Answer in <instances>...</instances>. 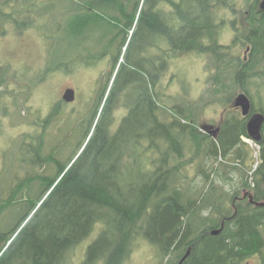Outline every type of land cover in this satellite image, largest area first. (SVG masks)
I'll list each match as a JSON object with an SVG mask.
<instances>
[{"label":"trees","instance_id":"16d2710c","mask_svg":"<svg viewBox=\"0 0 264 264\" xmlns=\"http://www.w3.org/2000/svg\"><path fill=\"white\" fill-rule=\"evenodd\" d=\"M40 1L0 0L2 37L43 38L36 66L24 62L29 79L0 64V264H129L141 239L157 247L156 264H180L189 250L183 264H264V206H256L264 204V126L257 153L235 106L244 93L264 115L260 1L245 0L239 13L235 0L55 3L50 18L67 19L50 30L35 19ZM228 32L237 35L232 45L222 43ZM238 46L247 60L233 54ZM190 58L210 62L208 93L196 98L184 81L172 91L176 64ZM85 70L96 76L90 113L74 107L77 120L61 119L78 102L77 92L74 105L65 102L68 89L77 91L66 83L46 114H33L32 104L50 96L49 84L35 90L52 73L74 82L93 76ZM209 105L225 108L202 122ZM23 123L33 131L23 133ZM63 124L67 146L77 141L68 158L66 145L45 148ZM213 125L220 131L212 134Z\"/></svg>","mask_w":264,"mask_h":264},{"label":"rangeland","instance_id":"374dc122","mask_svg":"<svg viewBox=\"0 0 264 264\" xmlns=\"http://www.w3.org/2000/svg\"><path fill=\"white\" fill-rule=\"evenodd\" d=\"M234 7L235 9L238 10L239 12H243V9L245 8V4L246 1L245 0H235ZM59 4V5H63V6H70V5H74L77 3H80V0H41L40 2H35L34 5V9L36 11V21L38 24H42V25H46L49 30L52 29V27H58V28H63L66 22L67 18H50V14L52 11V4ZM247 14V13H246ZM223 16H220V18H222ZM227 18V17H225ZM60 25H57V23ZM14 35L12 32H10L8 34V36L6 37H2L0 35V64H5V63H10L13 68L18 72V73H25L26 77L28 78L30 69L25 68L24 67V62H28L27 64L29 65V63L33 64L34 66H36V62L37 59L34 56L39 48L41 47V45H37L36 43V39L38 40H43L42 36L39 35L36 31H32L31 34L24 36L23 39L20 37H14L11 35ZM237 35L236 33L233 32H228L226 36H224V38H222V43L225 45H232V39L235 38ZM8 38V39H7ZM12 39V40H10ZM14 39V40H13ZM19 40V41H16ZM10 41L22 46H18V47H13L10 45ZM63 42V41H62ZM63 45V44H61ZM240 46H238V48H236L233 51V54L236 56V58L241 57L242 59H245L247 57V51L244 47L239 48ZM115 52L117 51V47L114 50ZM124 53V51H123ZM37 55V54H36ZM32 56V57H31ZM12 61V62H11ZM109 61H111V58H109ZM122 60H120L121 62ZM209 64L210 62L208 61V59L205 58H190L187 59L185 61L182 62H178L176 64L177 69L180 71V73H176L175 75L178 77H180V82L178 84L175 83V85L172 88V91L175 92L177 90V88L181 87V83L182 81H184L190 88V95H191V90H193V95L196 98V90H199V93H204L206 95V93H208V77L210 76V71H209ZM52 66H54V64H51ZM98 64H96L97 66ZM95 66V68H96ZM90 72H93V70H85V74L86 75H93L92 77L87 76L85 77L84 75L81 76L80 80H77V78L81 75L79 74L76 75L78 76L76 78L72 77L73 81H68L66 82L65 79L63 80H56L57 78L60 77H64V75L60 72H54L52 73V75L50 76V79L48 80L47 83L41 85L40 87H38L35 91V93L39 94V90L42 89L43 87H45L46 85H48V89H47V93L50 90V96L46 97V98H42V99H37L35 101V104L33 102H31L32 106L34 107V112L33 114H39V111L42 114H46V111L48 110L50 101L56 99L58 96H61L63 94V91L65 92V90H61L59 91L58 88H62L64 85L67 86H75L76 88V92L78 94V102L75 106H66L65 109V114L62 116L61 119H71L72 118V113H71V109L74 107L77 108H83L84 112L86 114L91 112L92 106L94 104V102L97 100V97L95 98L94 95L92 94L93 92H95V89H93V84H88L89 82H91V80L95 79L96 76L95 74H92ZM32 74V73H31ZM29 79V78H28ZM74 83V84H73ZM205 84V85H204ZM205 86V87H204ZM253 86H257V83H254L250 86V90L251 92L255 93L257 92L258 88H255ZM234 92L236 90H233ZM92 92V93H91ZM261 95L264 97V91L261 93ZM192 101L195 104H199L197 103L198 100L192 98ZM55 101V100H54ZM53 102V101H52ZM20 106H27V107H31V105L29 104V101L27 103L21 101ZM214 105H209L208 107L204 108V111L201 115L202 118V122H212L213 120H217L219 118V115L221 112H223L222 109H224V106H220V108L218 107H213ZM43 109V111H42ZM16 110V109H15ZM45 110V111H44ZM23 114H26V111H23ZM19 114H16L15 117H19ZM75 118H72V121L77 120V116H74ZM14 119V117H12ZM11 119V118H10ZM21 119V118H19ZM12 120V119H11ZM88 118L86 117V123H87ZM80 122V121H79ZM24 131L23 133L26 132H32L33 129L30 128L28 125H26L25 123L22 124ZM78 126V125H77ZM76 124L73 125L71 127V125L68 128V132L69 134L72 133V131L77 127ZM62 128L60 130H58L56 132L55 135L52 136L51 134V129L49 131V136L46 137V146L45 148L47 149V152L53 151V148L51 147V145L54 148H64V146H67L68 141L71 140L72 137H68L66 139V141L64 142V138L66 135V130L67 128L64 126V124L61 126ZM6 129H14L16 131L15 125H10V124H6L5 125ZM21 133V132H18ZM17 132L15 133L14 137L18 134ZM10 135L13 134L12 131L10 130ZM69 136V135H68ZM13 137V138H14ZM12 139V138H11ZM9 139L8 142L11 140ZM244 140V139H243ZM1 141V140H0ZM245 141L250 144V146L256 150L257 153L260 152V148L256 143H253L249 140V139H245ZM252 144V145H251ZM77 146V141L72 142L69 146L66 147L65 152H64V158H68L71 155H73V152L75 151ZM82 153V151L78 154V157L80 156V154ZM255 159H257L256 155L254 156ZM4 159L2 158L1 155V147H0V171L2 170L3 166H4ZM51 172H49L50 174ZM142 240V245L138 246L135 255L133 256V259L131 257V261L129 264H156L157 262V247H155L154 245L150 244L148 241L141 239ZM86 250V245L82 243L81 247L78 248L77 252H76V258H78V261H81L83 259L84 253ZM256 260H252V262L250 261L249 264H254Z\"/></svg>","mask_w":264,"mask_h":264},{"label":"water","instance_id":"95a60500","mask_svg":"<svg viewBox=\"0 0 264 264\" xmlns=\"http://www.w3.org/2000/svg\"><path fill=\"white\" fill-rule=\"evenodd\" d=\"M262 10H264V0L261 3ZM64 100L67 103H71L75 100V91L74 89H68L64 94ZM235 106L237 108H240L242 111V115L244 117H249L251 114L252 104L250 98L246 94H241L236 99ZM264 126V115L261 113H256L254 115H251L249 118V121L247 123V132L250 137V139L256 143L262 142V129ZM256 206H264V204H257ZM224 228V225H222V228L217 231L211 232L212 235L217 236L220 233H222ZM191 250L188 251L187 255L184 257V259L180 262V264H183L188 257L190 256Z\"/></svg>","mask_w":264,"mask_h":264},{"label":"flooded vegetation","instance_id":"af4514ba","mask_svg":"<svg viewBox=\"0 0 264 264\" xmlns=\"http://www.w3.org/2000/svg\"><path fill=\"white\" fill-rule=\"evenodd\" d=\"M260 1V9L262 10V6H261V3H262V0H259ZM263 12H264V10H262ZM245 60H247V57L245 58ZM76 101H77V98H76V96H75V101L74 102H72V103H68V105H74L75 103H76ZM254 106L252 105V109H251V114H250V116L252 115V114H255V113H257V112H254ZM239 111V110H238ZM250 116L247 118V120H249V118H250ZM216 130H214L216 133L218 132V131H220V126H218L217 128H215Z\"/></svg>","mask_w":264,"mask_h":264}]
</instances>
